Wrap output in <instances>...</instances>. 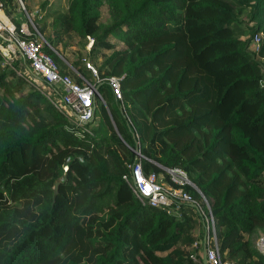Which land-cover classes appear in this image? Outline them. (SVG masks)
Instances as JSON below:
<instances>
[{"label": "trees", "instance_id": "trees-1", "mask_svg": "<svg viewBox=\"0 0 264 264\" xmlns=\"http://www.w3.org/2000/svg\"><path fill=\"white\" fill-rule=\"evenodd\" d=\"M0 1L16 27L24 22L14 0ZM45 10L34 20L50 45L42 50L103 102L94 96L87 131L71 129L0 67V264H201L199 243L185 247L201 228L194 208L150 206L121 178L134 147L144 175L179 168L207 199L224 258L264 264L249 238L264 233V0H67L65 11ZM88 39L99 81L84 58L61 61Z\"/></svg>", "mask_w": 264, "mask_h": 264}, {"label": "built area", "instance_id": "built-area-1", "mask_svg": "<svg viewBox=\"0 0 264 264\" xmlns=\"http://www.w3.org/2000/svg\"><path fill=\"white\" fill-rule=\"evenodd\" d=\"M27 20L32 25L31 19L28 17L26 22L20 23L16 27L3 12L0 1L1 63L7 65L14 60L20 62L22 71L18 72V75L39 90L53 106L66 116L72 125L71 129L78 128L87 131L85 123L92 117V100L96 96L103 102L101 95L94 89V84L84 80L82 84H78L68 75L61 74L53 59L41 48L42 43H45V41L38 42L36 38L26 39L19 35V33L30 34ZM260 36L261 34L254 35V46L259 42ZM90 44L91 39L88 40L87 46H90ZM84 62L85 67L89 69L95 80L99 81L95 68L89 63L88 59H84ZM105 80L114 97L121 100L119 77L109 76ZM259 85L264 90V76ZM78 134L81 135V133ZM134 153L136 160L129 165V173L121 175L131 193L153 207H170L173 205L177 208L179 203L189 204L197 213L202 226V237L205 243V264H236L233 260L224 258V252L219 250L215 237V221L209 203L187 179L186 174L176 167L164 168L158 166L162 170L161 173L168 177L169 182L165 186L160 179L161 173H149L148 175L142 173L140 159L144 157L139 150L138 152L134 151ZM185 185L190 186L198 194L199 199L185 191L183 189ZM253 247L264 256V233L258 232L253 240ZM199 250L201 254V247ZM190 257L194 259V255H190Z\"/></svg>", "mask_w": 264, "mask_h": 264}, {"label": "rangeland", "instance_id": "rangeland-1", "mask_svg": "<svg viewBox=\"0 0 264 264\" xmlns=\"http://www.w3.org/2000/svg\"><path fill=\"white\" fill-rule=\"evenodd\" d=\"M14 1H15L14 3L16 4V7L19 9V11L21 10V13L24 16V19H23L24 22H26V18L30 17L32 25L28 22V20H27V24L29 25L30 29H33L35 27V29H33V34H34V38H36L38 42H41L42 40L44 41V39H43L42 35L38 33V26H37V24L35 23L34 20L35 19H39L42 15H47L46 14L47 10H45V9L51 7V5L55 4L62 11H65L66 10V6H67V0H28V2H27L28 3V5H27L28 10H25L24 9V5H23V2H24L23 0H14ZM43 1L46 2L45 9L40 10L41 8H40L39 4L41 2H43ZM100 13H101V21H104L106 19V17H107V11H106L105 6L101 7V12ZM246 13H247L246 10H242L241 11V16L243 18L246 17L245 16ZM11 15H13V14H11ZM46 20H47V23H48L49 19H46ZM112 40H115V39L112 38ZM86 44H87V42L84 44V47H82L81 45H78V44H73V45L67 46L65 51H64L67 61L64 60L63 58H61L62 60L61 59L60 60L63 63H64V61H65V63H68V62L70 63L74 59H77V58H84L85 59V55L87 54V49L89 48V46H87ZM118 44H119V42L117 43V45ZM120 45L121 44H119V46ZM73 65L75 67L77 66L76 64H73ZM0 67L5 69V70L12 69L15 78H20L21 77V76L18 75V72L22 71V67L20 65V62L18 63V61H16V65H13L12 62L10 64H7V65H4V63H0ZM68 68L70 69V73H66V75H68L71 79H74V77L77 76V73L75 72V70L71 66H69ZM11 77H12V75L10 76V78ZM14 77H12V79H14ZM28 85H30V84H28ZM30 86H32V85H30ZM34 89H36V88H34ZM26 90L27 89L25 88V91ZM104 98L109 103V98L108 97H104ZM160 179L162 180L161 182L165 186L168 185L169 180H168V177H166L164 173H161ZM175 209L176 208H174V210ZM201 232H202V228H199L198 230L195 229V230L190 231V235H191L192 240H191L189 245L185 246L187 249L195 248V244H196V247H197L198 243L200 245L199 247H201L200 242H198L200 240V239L198 240V236H200ZM257 234H258V232H256L255 234H252L249 237L250 241L252 242V244H253V240L255 239Z\"/></svg>", "mask_w": 264, "mask_h": 264}, {"label": "water", "instance_id": "water-1", "mask_svg": "<svg viewBox=\"0 0 264 264\" xmlns=\"http://www.w3.org/2000/svg\"><path fill=\"white\" fill-rule=\"evenodd\" d=\"M45 43H46V45H49L47 42H45ZM49 47H50V45H49ZM94 89L97 90V86H94ZM132 150L135 152H138V149L136 147H134ZM157 166H160V165L157 164ZM204 250H205V243L203 240L202 244H201V264H205V251Z\"/></svg>", "mask_w": 264, "mask_h": 264}, {"label": "crops", "instance_id": "crops-1", "mask_svg": "<svg viewBox=\"0 0 264 264\" xmlns=\"http://www.w3.org/2000/svg\"><path fill=\"white\" fill-rule=\"evenodd\" d=\"M137 149H138V148H137ZM201 228H202V226H201ZM257 232H259V231H257ZM201 233L203 234V230H202ZM202 241H203V237H202V240H201L200 244H202Z\"/></svg>", "mask_w": 264, "mask_h": 264}]
</instances>
